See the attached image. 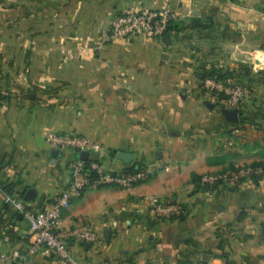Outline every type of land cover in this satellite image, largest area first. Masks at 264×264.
<instances>
[{
  "label": "crops",
  "instance_id": "crops-1",
  "mask_svg": "<svg viewBox=\"0 0 264 264\" xmlns=\"http://www.w3.org/2000/svg\"><path fill=\"white\" fill-rule=\"evenodd\" d=\"M159 10L176 14L163 38L105 36L123 13ZM263 48L264 0H0V264H18L12 254L30 246L29 223L4 187L39 211L72 180L80 155L50 146L52 133L100 144L90 160L106 170L151 172L131 189L86 191L63 210L64 236L95 237H69L76 264H264V175L201 184L264 163V70L253 66ZM212 67L254 92L238 124L202 81ZM153 198L181 204L184 216H158ZM27 261L64 264L55 253Z\"/></svg>",
  "mask_w": 264,
  "mask_h": 264
},
{
  "label": "built area",
  "instance_id": "built-area-1",
  "mask_svg": "<svg viewBox=\"0 0 264 264\" xmlns=\"http://www.w3.org/2000/svg\"><path fill=\"white\" fill-rule=\"evenodd\" d=\"M176 20V14L168 10L128 12L117 16L109 29L107 38L111 40L130 41L140 36L149 38H163L168 31L170 22ZM255 70H264V51L257 54L253 59ZM213 92L223 95L231 109H239L247 97V92L241 84H229L207 79L205 81ZM46 142L52 147L71 148L79 155L83 152L89 153L87 161L80 157L72 167V180L67 188L61 193L55 203L39 211L27 207L22 199L4 194V201L7 205L22 214L29 223L30 246L27 254L14 252L12 260L18 264H28V256L41 255L44 257L55 253L64 264H76L74 254L69 244V237L80 236L91 240L95 237L89 233L69 234V237L61 233L63 224V210L71 206L73 198L80 196L89 190H98L106 186H115L124 189H131L149 179L151 172L148 168L139 166L134 171L113 172L106 170L96 160H90L91 153H103L104 148L79 134H48ZM90 162L87 167L86 163ZM252 174H264V166L243 169L234 174L205 175L201 178V184L205 186H216L228 182L236 184L242 178ZM155 213L160 217L179 218L183 213V206L176 202L162 201L159 198L151 200Z\"/></svg>",
  "mask_w": 264,
  "mask_h": 264
},
{
  "label": "trees",
  "instance_id": "trees-1",
  "mask_svg": "<svg viewBox=\"0 0 264 264\" xmlns=\"http://www.w3.org/2000/svg\"><path fill=\"white\" fill-rule=\"evenodd\" d=\"M229 1H231L232 3H237L239 0H229ZM175 29H176L175 21H171L166 35H168L170 33V31H174ZM263 50H264V48H263ZM201 75H202V81L203 82H205L207 79H215V80L220 81V82L228 83L227 81L229 80V78H228L229 75L227 73H224L222 70H218V69H215L213 67L203 70ZM86 165H87V167H89L90 166V162H87ZM261 166H264V163L263 164L254 165L253 167L257 168V167H261ZM138 167L139 166H133L129 171H134ZM236 171H238V170H236ZM236 171H234V172H236ZM212 187H214V186H212ZM10 189H11V186H5L4 187V190L8 194H10V192H11ZM183 210H184V213L179 218L173 217V219H181L184 216V214H185L184 207H183Z\"/></svg>",
  "mask_w": 264,
  "mask_h": 264
},
{
  "label": "water",
  "instance_id": "water-1",
  "mask_svg": "<svg viewBox=\"0 0 264 264\" xmlns=\"http://www.w3.org/2000/svg\"><path fill=\"white\" fill-rule=\"evenodd\" d=\"M223 115L225 116L226 120L231 124H238L241 118V112L238 109H224ZM55 153V152H54ZM80 159L87 161L89 159V153L83 152L80 154ZM116 159L123 161L125 164H130L133 161L132 154L120 152L116 155ZM31 194H33L32 190L28 191L26 196V201H31Z\"/></svg>",
  "mask_w": 264,
  "mask_h": 264
},
{
  "label": "rangeland",
  "instance_id": "rangeland-1",
  "mask_svg": "<svg viewBox=\"0 0 264 264\" xmlns=\"http://www.w3.org/2000/svg\"><path fill=\"white\" fill-rule=\"evenodd\" d=\"M108 34V32L105 34V36ZM257 55H255V57H256ZM254 57V56H253ZM229 84H234V85H236V84H239L238 83V81H227ZM242 85V84H241ZM243 86V85H242ZM244 88H245V91L247 92V97H246V99L248 98V96H250V94H249V92L253 95L254 94V92L253 91H251L249 88L247 89L245 86H244ZM220 96H223V95H220ZM223 98V101H221V102H224V99H225V97L223 96L222 97ZM245 99V100H246ZM226 100V99H225ZM245 100L243 101V103L245 102ZM228 102L226 101V104H227ZM243 103H242V105H243ZM224 105H225V103H224ZM241 105V106H242ZM240 106V107H241ZM239 107V108H240ZM228 109H231V108H228ZM254 122V121H253ZM251 168H254L253 166H251V167H241V168H239V169H236V170H238V171H240V170H243V169H251ZM238 171H236V172H238ZM236 172H232V173H228V174H234V173H236ZM261 175H264V174H261ZM245 178H247V177H245ZM245 178H242V179H240L238 182H240L241 180H243V179H245ZM237 184V183H236ZM236 184H233V185H236Z\"/></svg>",
  "mask_w": 264,
  "mask_h": 264
}]
</instances>
